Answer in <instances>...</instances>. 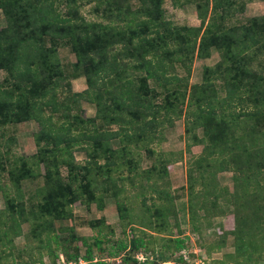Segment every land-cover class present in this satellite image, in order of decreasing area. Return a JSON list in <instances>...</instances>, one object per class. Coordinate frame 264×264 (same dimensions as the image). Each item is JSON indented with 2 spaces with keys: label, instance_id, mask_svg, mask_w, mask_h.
<instances>
[{
  "label": "trees",
  "instance_id": "16d2710c",
  "mask_svg": "<svg viewBox=\"0 0 264 264\" xmlns=\"http://www.w3.org/2000/svg\"><path fill=\"white\" fill-rule=\"evenodd\" d=\"M235 1L211 0V11L221 12L220 16L216 14L219 20L226 19L234 10L238 11ZM87 2H95V9L105 4L111 22L124 20L121 16L124 0ZM138 2L140 14L125 21L126 26L120 28L86 21L79 13V0H0V11L5 20V26L0 29V71L4 72L0 81V131L8 125L30 121L39 127L34 135L35 155L19 158L18 165L10 171V182L19 190L22 180L35 177L34 168L42 164L46 167L44 185L37 190L36 211H31L42 221L43 218L59 221L70 217L69 208L78 201L94 203V177L107 181L112 180L113 171L122 167L133 170L134 165L128 158L131 144L150 139L144 134L155 131V117L176 113V104L171 99L174 102L180 99L182 103L187 81L167 75L168 58L174 57L184 65L185 60L193 58L195 51L196 56L204 58L210 49H215L221 60L213 69H205L213 81L205 76L206 82L201 86L190 87L187 104L196 107L192 114L194 125L203 128L204 138L214 147L213 152L226 153L220 160L221 170L234 172L237 176L231 201L235 247L229 258L234 262H239L237 257L242 258V263L264 259L260 249L264 242V168L256 167L259 153L255 147L241 143V137L233 136L236 126L228 124L239 117L257 123L264 121V18H252L247 24L230 27H223L209 18L205 25L206 1L203 6L197 5L199 27L177 28L164 18L163 0ZM46 40L50 42L49 47ZM61 42L70 46L76 59L72 70L81 71L87 86L70 99H61L59 95L65 94L63 83L67 80L56 52ZM175 43L176 48L171 50ZM254 59L261 61L257 71L252 68ZM129 68L146 70L145 78L137 84L130 77L122 79V74ZM149 78L175 89L167 93L165 100L156 102L157 92L146 84ZM217 80L222 82L224 94L219 99L212 85ZM182 86L183 90H180ZM80 100L94 105L93 118L83 120L71 113L68 102L76 105ZM147 116L153 117L151 122L139 123L140 117ZM113 125L117 130L105 129ZM249 137L253 141L257 138L255 134ZM114 140L123 144L117 150L107 146ZM74 150L86 151L88 157L83 164L75 161ZM160 166L158 173L165 174V165ZM60 167L66 170V177L61 174ZM155 167L148 172H155ZM3 168L0 159V169ZM145 179L148 183V173ZM113 186L111 190L115 197L119 188L116 184ZM158 197L166 198L165 195ZM118 207L122 213L124 208ZM158 215L165 218L162 211ZM24 220L23 202L18 198H7L4 209L0 210V226L3 227L0 245L9 246L12 243L9 236H19ZM95 225L90 223L92 228ZM164 225L165 220L157 229L163 231ZM41 226L44 224H35L33 233ZM253 230L257 235L251 239ZM49 242L45 241L46 248L50 246ZM167 242L166 249L172 244L179 252L174 261L183 263V241L174 238ZM144 248L142 239L132 237L128 246H122L127 253L124 262L155 264L147 258L139 263L131 257L142 253ZM80 258L84 264H97L93 262L90 247L86 248L83 257L76 254L73 260L78 264ZM167 259L160 256L162 263ZM35 263L42 264L41 261L32 264Z\"/></svg>",
  "mask_w": 264,
  "mask_h": 264
},
{
  "label": "rangeland",
  "instance_id": "374dc122",
  "mask_svg": "<svg viewBox=\"0 0 264 264\" xmlns=\"http://www.w3.org/2000/svg\"><path fill=\"white\" fill-rule=\"evenodd\" d=\"M87 1L79 0L81 4L79 13L86 21L117 25L116 27L120 28L126 26L125 21L128 22L140 14L141 9L138 0H124L123 13H121L124 20L111 22L112 17L105 12V4L95 9V2ZM204 3L208 6L205 25L209 18L223 27L247 24L252 18H264V3L261 0H236L235 7L238 11L234 10L230 17L223 20L218 18L221 12H217L216 15L217 13L211 11V0H163L161 9L166 21L173 26L197 28L200 25L197 5L203 6ZM4 26L5 20L0 11V29ZM46 45L50 46L48 40ZM176 45V43L171 45L170 49H175ZM116 49L119 50L120 47ZM56 52L67 79L63 83L65 94L59 95L61 99H70L74 93L82 92L87 88L85 79L81 71L72 70L76 59L69 45L59 43ZM196 55L195 51L193 58L185 60L184 65L174 57L168 58L167 75H175L187 81L185 96L182 103L180 99L176 102L171 99L174 105H177H175V114H170L169 117H155L157 119V124L153 123L155 131L144 134L150 137L148 141L142 140L135 145L131 144L128 158L134 165L133 170L122 167L113 171L112 180L107 181L94 177L95 186L92 189L96 201L90 204L79 201L72 204L69 208L71 216L66 219L56 221L43 218L42 221L38 215L31 214V211H36L37 190L44 185L46 167L43 164L34 168V178L20 182L19 190L9 179L10 171L18 165L19 158L28 159L35 155L37 148L34 135L39 130L38 125L30 121L8 125L0 131V159L4 166L0 169V210L4 209L7 198H18L24 204L26 218L21 224L19 236L10 235L12 243L9 246L0 245V264H32L38 261L42 264H58L60 257L63 259V264H76L73 260L74 256L77 254L83 257L87 247L91 248L94 263L126 264L124 258L127 257V253L122 246H128L132 237L142 239L145 245L142 253L138 254L144 255L147 261L155 264H162L160 256L168 257L163 263L172 262L179 256V252L175 251L172 244L170 249H166L167 241L174 238L181 239L185 247L182 251L183 263L180 264H200V261L203 264H264V259L242 263V258L237 257L239 262L229 258L234 254L235 247V239L232 235L235 225L231 201L236 188L234 179L237 176L234 172L221 170L220 160L226 157V153L220 155L213 152L214 147L207 138H204L203 128L194 125L195 118L192 114L196 112V107L187 104L190 87L193 85L199 87L206 82L205 76L209 77V75H206L205 69H213L221 60V55L215 49H210L204 58ZM259 62L260 59H254L252 64V68L256 71ZM145 76L146 70L129 68L122 74V79L130 77L135 79L137 84ZM3 77L4 72L0 71V81ZM209 78L213 81L211 76ZM146 84L157 92L156 102L165 100L167 93L175 89L171 86H162L151 78L146 80ZM212 85L216 98L223 97L222 82L217 80ZM183 87L180 90H183ZM68 104L72 109L71 113L79 115L83 120L95 116L94 105L85 100H80L76 105L70 102ZM217 115L220 117V114ZM152 118L140 117L139 123L151 122ZM228 124L236 126L233 136L241 137V143H247V147L251 145L255 147L259 153L256 167L263 169L264 121L257 123L239 117ZM105 129L115 131L117 126L113 125ZM250 134H255L256 140H251ZM201 139H204V142H200ZM122 145L118 140L107 144L109 148L115 150ZM73 155L75 161L80 164H83L88 157L86 151L74 150ZM99 163L102 164L103 161L100 160ZM161 164L166 167V173L163 172L162 175L158 173ZM153 166H157L156 170L150 174L148 171ZM60 171L66 177L64 167H60ZM147 173L150 178L148 183L145 179ZM115 184L119 189L114 197L111 188H114ZM162 192L166 198L158 197V195L163 196ZM119 205L124 208L122 213L119 211ZM156 209L158 211L155 213ZM161 211L165 215L164 219L158 215ZM164 220V230H158L157 227ZM92 222L96 223L94 228L90 226ZM35 224H44V226L37 228L36 233H33L32 228ZM2 228L0 226L1 231ZM253 231L251 239L257 235L255 230ZM46 240L50 241L48 248L45 247ZM260 249L263 250L264 255V242L260 245ZM138 254L135 253L131 257ZM81 259L78 264H84Z\"/></svg>",
  "mask_w": 264,
  "mask_h": 264
},
{
  "label": "built area",
  "instance_id": "2783aa9c",
  "mask_svg": "<svg viewBox=\"0 0 264 264\" xmlns=\"http://www.w3.org/2000/svg\"><path fill=\"white\" fill-rule=\"evenodd\" d=\"M181 255H184V252H181ZM60 261L58 264H63V259L62 257H60ZM184 260H186V257L183 256ZM135 259L139 262V263H143L145 262L146 258L144 257V255L142 254H138L135 256ZM81 262V261H80ZM162 264H180L179 262H176V261H172V262H169V263H162ZM186 264V263H185ZM199 264V263H198ZM200 264H203V262L200 261Z\"/></svg>",
  "mask_w": 264,
  "mask_h": 264
}]
</instances>
